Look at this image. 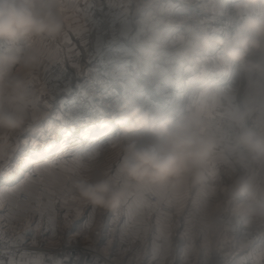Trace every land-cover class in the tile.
I'll use <instances>...</instances> for the list:
<instances>
[{
	"label": "clouds",
	"instance_id": "obj_1",
	"mask_svg": "<svg viewBox=\"0 0 264 264\" xmlns=\"http://www.w3.org/2000/svg\"><path fill=\"white\" fill-rule=\"evenodd\" d=\"M209 2L212 11L225 14L224 0H204L206 7ZM228 15L230 31L181 35L173 43L181 61L200 66L197 79H204L210 63L225 74L235 70V82L194 90L178 113L130 99L121 103L115 120L120 133L110 142L120 183L102 172L80 174L72 181L80 200L116 213L133 191L158 190L164 199L202 185L208 162L223 147L245 169L226 187L235 201L233 217L245 230L264 228V177L256 171L264 170V120L249 122L264 113V0H231ZM64 27L60 0H0V133L25 128L35 103L28 77L41 70L42 53L34 42L59 38ZM221 106L226 125L215 117Z\"/></svg>",
	"mask_w": 264,
	"mask_h": 264
},
{
	"label": "crops",
	"instance_id": "obj_2",
	"mask_svg": "<svg viewBox=\"0 0 264 264\" xmlns=\"http://www.w3.org/2000/svg\"><path fill=\"white\" fill-rule=\"evenodd\" d=\"M71 1L61 0L65 3H71ZM173 33L176 34L175 36L182 34L180 31L177 33L176 29ZM71 35L76 36L74 33ZM159 47L150 51L149 47L142 46V63H138V59L134 57L120 63L117 70H123L127 67H140L146 72L140 74L135 71L132 76L116 72L115 80L112 82L117 89V96L111 101L110 106L104 109L106 118L103 126L89 128V133L78 143L73 141L65 143L68 148L63 150L72 152L73 155H85L90 153V150H98L97 158L90 160L93 164V167H90L91 171L81 174L102 172L110 164L115 169V160L118 162V157L110 142L120 133L115 120L119 118V105L125 100L130 99L147 109H163L178 113L190 103L194 90L209 85L227 88L236 80L235 70H229L225 74V72L215 69L210 63L204 69L206 73L204 79H197L201 72L200 66L181 61L176 48L171 50ZM68 48L69 44L66 47L64 44V50L66 51ZM153 51L156 53L151 61L150 54ZM146 53L147 57L144 58ZM154 58H157L158 61H155ZM148 63L150 64L149 68H145ZM155 67L159 68V72L153 75L149 71H151L150 68ZM166 68L170 69V74H166ZM216 113L223 114V106L217 109ZM260 120H264V113L259 114L249 122L254 123ZM59 145L57 144L55 147H60ZM229 155L231 154L222 148L208 162L206 167L207 181L204 184L196 187L188 186L179 192L169 193L164 199H161L167 204L169 201L175 203L178 198L182 199L184 210L180 218L181 223L187 219L193 230L191 240H185L174 234L171 250L166 257L153 250L155 214L149 221L152 227L145 234L138 232L137 228L131 224L126 226L128 208L125 204L116 213L95 208L94 214L92 213L94 207L87 205L82 210L81 215L69 213L67 220L64 218L67 209L57 205L55 212L51 213L55 216L53 231V226L49 223V214H46L45 219L41 220L43 223L40 224V227H35L39 221L35 213L34 216L29 217L22 215L20 210L14 207L18 202L21 205L25 203L17 199L18 193L14 195L13 199L0 202L3 204L0 207V223L3 224V229L0 231V247L26 244L31 247L54 250L74 236L83 247L77 264H102L94 260V252L108 256L112 261L128 264H162V262L163 264H229L232 260H236L237 264H257L259 256L257 253L255 255L253 250H249L252 244L256 242L257 233L252 234V231L255 232L256 229L245 231L238 225L235 231L227 233L224 231L225 224L229 219H233L235 222V217L231 212L235 201L227 192L226 187L231 182L230 177L245 171L241 165L233 163ZM17 157L19 158V154ZM35 157L37 155L28 153V158L32 161L30 167L34 166L35 163H42V159ZM71 160L72 156L70 163ZM90 161H87L88 165L91 164ZM256 171L264 177V170L256 169ZM57 178L61 179L62 176ZM75 178L78 177H73V179ZM52 185L55 184L52 183ZM70 187L74 192L72 185ZM152 191L157 195L158 190ZM130 193L135 198L141 199L140 193L135 191ZM217 204L220 206L219 210L213 212L212 209ZM152 205L155 209L161 210L157 205ZM207 227L214 228L215 231L211 234L212 250L205 256L201 248L200 232L207 230ZM39 229H42V233L47 235L45 243L42 240L36 242L31 237ZM180 232H183V228L180 229ZM45 259L49 261L44 262ZM12 262L14 264H61V255L53 251L34 256L8 257L5 253L0 255V264H12Z\"/></svg>",
	"mask_w": 264,
	"mask_h": 264
},
{
	"label": "rangeland",
	"instance_id": "obj_3",
	"mask_svg": "<svg viewBox=\"0 0 264 264\" xmlns=\"http://www.w3.org/2000/svg\"><path fill=\"white\" fill-rule=\"evenodd\" d=\"M72 2H78L83 5L85 0H72ZM87 2L94 4L88 33L84 40L77 36L69 35L71 44L66 51L64 50L65 61L61 65L55 66L51 71L52 95L41 98L39 95V84L33 90L35 102L41 105L37 114L43 119L42 125L51 130L58 145L64 143L63 149L68 148L67 144H65L68 141L78 143L80 139L89 133V127L85 128L88 131L83 129L80 132L69 129L70 125L66 123L68 120L66 108L76 104L73 102H78L79 99L88 100L91 97H93V103L98 104V97H104L101 104L104 113V109L108 108L112 103L111 101L117 96V89L112 82L115 80L116 72L131 76L135 71L140 74L146 72L140 67H127L123 68V70H117L120 63L130 59V57L137 58L138 63H142V46L149 47L150 51L155 50L158 46H160L159 48L173 50L175 48L173 42L177 37L173 33L175 29L177 33L179 31L182 33L180 36L183 35L186 38H190L193 33L223 34L232 26L229 23L228 15L231 9V0H224V15H218L212 11L210 2L206 7L204 0H87ZM155 34L160 37L158 41L152 39ZM67 45L65 44V47ZM155 53L153 51L150 54L151 61L152 57H155ZM146 57L147 53L144 55V58ZM154 60L158 61L157 58H154ZM149 66L150 64L148 63L145 68H149ZM150 70L149 72H152L153 75L159 72L158 67L150 68ZM170 73V69L166 68V74ZM39 77L42 82L44 77L43 69L39 71ZM45 100L50 104L48 112L42 107ZM105 118L104 113V122ZM56 125H59L57 129L62 127L58 132L54 130ZM23 135L28 136L30 134L23 133ZM21 148L23 150V146ZM92 151L90 150L89 152ZM69 153L73 155L72 152ZM18 154L19 152L12 157L10 162L6 163L14 168L19 162ZM71 155L65 156L63 159L70 163ZM30 166L29 164L23 168L18 183L22 182L24 177L28 176L33 170L34 166ZM89 167H93V164L91 163ZM61 176L62 174L59 170H55L52 175L46 177V181L56 185L61 180L57 177ZM9 188H16V185L5 186V192L0 197V202L3 203L13 199L14 195L19 192L28 193L31 191L35 194L36 191L35 188L30 186H25L23 190L15 192L8 191ZM20 212L22 215L29 217L34 216L35 213L39 218L35 227L42 225L43 222L41 220H44L46 215L41 217L36 212L27 214L21 210ZM245 233L251 235L248 232ZM262 233H264V229ZM262 233L258 232V229L255 232L252 231L253 235L256 234L255 238L257 239L249 250H253L252 252L255 255L257 253L258 256L261 249L264 248L262 246V248L258 249L259 238L264 237ZM46 236V233H42V229H39L31 237L36 242L42 240L45 243L47 240ZM75 242L82 247L75 237L70 238L65 244ZM94 253L110 259L99 252ZM229 264H237V261L232 260Z\"/></svg>",
	"mask_w": 264,
	"mask_h": 264
},
{
	"label": "snow or ice",
	"instance_id": "obj_4",
	"mask_svg": "<svg viewBox=\"0 0 264 264\" xmlns=\"http://www.w3.org/2000/svg\"><path fill=\"white\" fill-rule=\"evenodd\" d=\"M94 4H90L85 0L81 5L78 2L65 3L60 0V11L64 17L65 27L59 38L48 41L34 42L41 49V69H43V81H40L39 72L29 74V88L33 90L39 84V95L41 98L52 95L51 87V71L55 66L61 65L65 61L64 44H71L69 35L74 33L81 40L88 33V26L92 19ZM41 107L38 103H32L29 106V121L25 128L17 133H0V197L5 192L6 185L15 184L16 188H9L8 191L15 192L23 190L25 186L35 188V194L28 192L29 200L21 205L19 202L14 206L16 209L23 211L25 214L36 212L43 217L49 214V223L55 226V216L51 215L56 210L57 205L67 209L64 214L65 220L68 219L69 213H74L79 216L82 210L87 206L86 202L79 199L72 191L73 177L80 175L82 172L91 171L87 161L96 159L99 155L98 150H94L85 155H71L67 150H60V154L55 159L45 160L42 163H35L33 170L24 177L22 182H19L20 173L26 165L32 163L28 158V153L39 156L42 153L51 151L57 144L55 136L42 125V118L37 114ZM42 107L46 112L50 108V104L45 100ZM23 133L30 135L24 136ZM23 146V150L21 148ZM114 148V146H113ZM19 152V162L13 168L10 164L12 157ZM72 156L71 163L63 159L65 156ZM55 170H59L62 175L60 181L56 185H52L46 181V177L52 175ZM102 173L108 176L114 183H120L118 173V162L115 160V169L110 164ZM114 173V174H113ZM46 201V202H45ZM3 204L0 203V207ZM127 206L126 226L133 225L138 232L147 233L152 227L149 223L153 214H155V234L153 237V250L156 253L166 257L172 247V237L174 234L181 236L185 240H191L193 230L189 226L187 219L181 223V216L184 210L182 199H177L175 203L169 201L167 211L157 210L147 200L137 199L133 194H129L125 201ZM95 208L92 209L94 214ZM239 225L235 219H229L225 224V233L235 231ZM183 228V232L180 229ZM3 229V224L0 223V231ZM215 231L214 228L207 227V230H202L201 248L204 255L207 256L212 250L211 234ZM264 235V233H262ZM160 241V243H157ZM191 247V245H189ZM187 253V249H186ZM14 264V262H12ZM163 264V262H162ZM257 264H264V248L261 249Z\"/></svg>",
	"mask_w": 264,
	"mask_h": 264
},
{
	"label": "built area",
	"instance_id": "obj_5",
	"mask_svg": "<svg viewBox=\"0 0 264 264\" xmlns=\"http://www.w3.org/2000/svg\"><path fill=\"white\" fill-rule=\"evenodd\" d=\"M228 29L227 31H230ZM98 104L93 103V97L87 99H79L78 102H73L76 104L70 105L66 108V117L68 120L67 124L70 125V130L72 131H83L85 128H91L94 126H101L104 122V113H103V103L104 97H98ZM101 108V109H100ZM72 117V118H71ZM216 120L224 122L225 125L227 121L224 120V115L222 113H215ZM59 125H56L55 131H60ZM67 129V130H69ZM87 130V129H86ZM85 130V131H86ZM223 148V147H222ZM221 148V149H222ZM232 159L233 163H237L235 158L232 155H229ZM240 165V164H239ZM141 199L147 200L152 204H155L159 207V209L167 211V203L163 202L152 190L144 193H140ZM17 199L21 202H27L29 200V196L25 192H19L17 194ZM258 232L262 233L264 228H257ZM260 237V236H259ZM264 246V237L259 238V248ZM49 251L57 252L61 255V264H77L79 257L83 251L82 247L77 243L64 244L57 249L49 250L44 249L43 247H31L26 244L20 245H12L10 247H0V255L5 253L8 257H18V256H34V255H44ZM93 258L96 261L101 262L102 264H127L118 261H112L111 259H106L105 257L98 255L96 253L93 254ZM44 262H48V259L43 260Z\"/></svg>",
	"mask_w": 264,
	"mask_h": 264
},
{
	"label": "bare ground",
	"instance_id": "obj_6",
	"mask_svg": "<svg viewBox=\"0 0 264 264\" xmlns=\"http://www.w3.org/2000/svg\"><path fill=\"white\" fill-rule=\"evenodd\" d=\"M103 126V125H102ZM67 130V129H66ZM86 130V129H85ZM67 135V134H66ZM60 147H57L56 150L54 151V149H52L53 151L48 152L47 154H42L39 155L35 158H39L42 159L41 161H45V160H51V159H55L57 155L60 154V150L63 151V146L59 145ZM19 160V159H18ZM35 162V161H34ZM13 187V186H12ZM74 237V236H73ZM72 238V237H71Z\"/></svg>",
	"mask_w": 264,
	"mask_h": 264
}]
</instances>
